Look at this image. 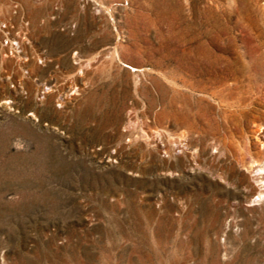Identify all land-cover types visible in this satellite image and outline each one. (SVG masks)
Masks as SVG:
<instances>
[{
    "label": "rangeland",
    "instance_id": "obj_1",
    "mask_svg": "<svg viewBox=\"0 0 264 264\" xmlns=\"http://www.w3.org/2000/svg\"><path fill=\"white\" fill-rule=\"evenodd\" d=\"M0 103V264H264V0H0Z\"/></svg>",
    "mask_w": 264,
    "mask_h": 264
},
{
    "label": "bare ground",
    "instance_id": "obj_2",
    "mask_svg": "<svg viewBox=\"0 0 264 264\" xmlns=\"http://www.w3.org/2000/svg\"><path fill=\"white\" fill-rule=\"evenodd\" d=\"M4 11H5V10H4ZM94 59H95V58H94ZM94 59H93V60H94ZM91 60H92V59H91ZM93 60H92V62H93ZM35 66H36V65H35ZM35 66H34V67H35ZM81 66H82V65H81ZM82 71H83V68H82ZM223 101H225V100H223ZM6 103H7V102H6ZM0 104H1V103H0ZM229 104H230V103H229ZM0 106H1V105H0ZM6 108H7V107H6ZM8 108H9V107H8ZM11 108H12V107H11ZM226 109H227V108H226ZM226 109H225V110H226ZM231 109H232V108H231ZM231 109H230V110H231ZM238 109H239V108H238ZM232 110H233V109H232ZM1 111H3V110H1ZM7 111H8V110H7ZM9 111H10V110H9ZM9 111H8V112H9ZM11 112H12V111H11ZM226 112H227V111H226ZM229 113H231V112H229ZM239 113H240V110H239ZM2 114H3V113H2ZM4 114H5V113H4ZM10 114H11V113H10ZM236 114H237V113H236ZM31 120H32V119H31ZM33 121H34V120H33ZM37 121H38V120H37ZM259 125H260V124H259ZM262 125H263V124H262ZM255 127H256V126H255ZM257 127H259V126H257ZM262 128H263V127H261V130H262ZM257 129H258V128H257ZM258 133H259V132H258ZM257 135H258V134H257ZM259 135H261V134H259ZM262 135H263V134H262ZM253 136H254V135H253ZM256 139H257V138H256ZM257 141H258V140H257ZM256 143H257V142H256ZM262 143H263V142H262ZM255 146H256V145H255ZM166 148H167V147H166ZM166 148H165V151H166ZM168 149H169V147H168ZM247 150L249 151V147H248ZM249 152H250V151H249ZM170 153H171V151H170ZM164 154H166V153H164ZM261 154H263L262 151H261ZM261 154H260V155H261ZM249 156H250V155H249ZM261 157H262V156H261ZM263 158H264V157H263ZM167 161H168V160H167ZM254 161H255V160H253V163H254ZM258 162H259V161H258ZM260 162L263 163V161H260ZM256 163H257V162H256ZM254 164H255V163H254ZM260 165H261V164H260ZM252 166L254 167V165H252ZM253 167H251V168L253 169ZM255 167H256V165H255ZM258 167H259V166H258ZM256 168H257V167H256ZM260 168H261V166H260ZM260 168H259V169H260ZM262 168H263V167H262ZM248 169H249V168H248ZM259 169H258V170H259ZM260 170H261V169H260ZM262 171H263V169H262ZM255 172H256V171H255ZM253 173H254V172H253ZM260 173H261L260 175H262V172H260ZM263 175H264V174H263ZM263 175H262V176H263ZM256 176H257V175H256ZM248 178H249V177H248ZM254 178L257 179V177H254ZM252 179H253V178H252ZM257 180H259V179H257ZM262 180H263V179H262ZM255 181H256V180H255ZM258 182H259V181H258ZM249 183H251L250 180H249ZM261 184H262V183H261ZM263 185H264V184H263ZM249 186H250V185H249ZM245 188H246V187H245ZM254 188H255V187H254ZM261 188H263V187H261ZM246 189H247V188H246ZM248 189H250V188H248ZM258 195H259V194H258ZM263 195H264V194H263ZM258 197H259V196H258ZM260 197H261V196H260ZM260 199H261V198H260ZM256 201H257V200H256ZM263 201H264V200H263ZM263 201H262V202H263ZM263 203H264V202H263ZM263 203H262V205H263ZM260 204H261V203H260ZM263 207H264V206H262V208H263Z\"/></svg>",
    "mask_w": 264,
    "mask_h": 264
}]
</instances>
